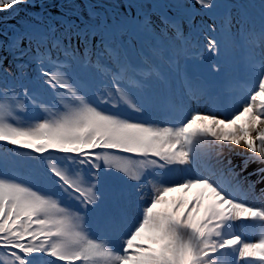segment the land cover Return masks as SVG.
<instances>
[{"label":"snow or ice","instance_id":"obj_1","mask_svg":"<svg viewBox=\"0 0 264 264\" xmlns=\"http://www.w3.org/2000/svg\"><path fill=\"white\" fill-rule=\"evenodd\" d=\"M194 3L220 21L198 34L213 74L239 53L246 79L215 112L171 105L158 122L146 84H167L187 55L188 5L126 0L85 18L75 3L0 0V13L36 12L0 33V142L40 162L24 178L0 154V264H264V0L258 32L216 0ZM144 38L142 64L129 50ZM233 145L247 150L239 163L223 155ZM101 173L129 194L106 196Z\"/></svg>","mask_w":264,"mask_h":264},{"label":"rangeland","instance_id":"obj_2","mask_svg":"<svg viewBox=\"0 0 264 264\" xmlns=\"http://www.w3.org/2000/svg\"><path fill=\"white\" fill-rule=\"evenodd\" d=\"M172 1H174V3H182V4L188 5L189 9L191 11V14L194 13V9L192 8V7H194V5L198 6V9H200V11H202L204 13V15L207 13L206 10H201L200 6L198 4L194 3V0H172ZM232 1L239 2L240 6L243 5L247 8V10L250 12V14L247 13V15H243L247 19L250 15V21L251 22H250V25H247V26L258 32L260 24H261V7H260V5L262 3V0H216V2L220 3L221 5H228V4L233 5L231 3ZM34 2H37L40 5H44L45 2H47L49 4L53 3V0H35ZM78 2H80L81 5L78 4ZM92 2L96 3L94 5L95 7H98V6L102 7L104 9V11L106 12V14L110 16L111 13H110L108 6H110L112 4L118 5V4H120L122 2H126V1L125 0H55V3L59 6H61V9H60L61 11H67V9L65 7H63L64 5L69 4V3H75L79 7V10L81 11V13L84 15L87 14L88 6H93ZM233 9H234L233 17H235L236 20L243 19L245 21L244 17L242 16V13L239 12L237 7L234 6ZM42 10L43 9H41V11ZM18 11H20V13L25 14L24 18L20 21L21 24H23L28 19V17L36 15V12L34 10H32L29 7L22 4V5L17 6L16 10L14 12L0 13V23H2V21H4L3 18L11 17ZM96 11L99 12L102 16L105 13V12L99 11V10H96ZM209 16H211L215 19H218L217 17H215L213 15L209 14ZM196 19H197V16H194V20L189 22L187 24V27L192 28L194 26ZM216 26L218 28L219 24L216 23ZM201 36L202 35H199V36L195 35L193 37H190L192 43L190 44L189 47H191V45L195 44L197 48H200L199 44H200V37ZM147 45H148V47L151 48L150 44H147ZM202 48H204V47H202ZM201 55H202L201 52H194L193 53L190 50H188L187 55L182 56L180 61H179L178 71H174L170 75L167 84H163V83L155 81V80H152L146 84V95H148L152 100V105H151L152 108H150L149 116L147 117L148 119L157 120L158 122L159 121H165L166 122V118L160 116L161 108L158 105L159 101H162V105L165 106V100L163 103V98L165 97V94H167V91H169V92L174 91L176 93L177 97H179L181 94V92H179V88H181L182 86L189 92L188 88L185 87V84H184L185 74H188V70L186 69V66H185L186 62H184L183 59L185 57H187V58L194 57V58H196V61L194 62V65H195L196 62L199 59H201ZM148 56H149V58L152 57V52L149 51ZM240 56L242 58V61H239L235 65V68L239 70V74L237 75V78L240 81L245 82V79L243 78V75L245 73L244 60H243V55L240 54ZM153 59H154V57H153ZM149 61H150V59H149ZM191 64H193L192 60H191ZM196 68H198V66H196ZM215 78L219 83H223V81H224L223 76L221 74L217 75ZM233 80H235V79H233ZM191 81L193 82L194 85H197V84L203 85L207 90H209L206 87L209 84V80L203 78L202 76L195 75L194 77H192ZM223 94H224V97L227 96V92L224 91ZM232 95H236V92H233ZM192 101L194 103V108H195L194 110H200V111L205 112V113L215 112L216 107H218L217 104L214 105V100L211 97H209L208 99L204 98V97L192 98ZM155 104H156V106H155ZM167 105H169V104L167 103ZM217 114L220 115L221 118L223 117L222 112L217 113ZM133 118L137 119V120L145 119V117H142V116L137 115V114H133ZM231 147L233 148V151L229 152L228 148H225L223 151V155L224 156H231L235 162L239 163L240 160L242 159V156H238V155H236V153L247 154V150L243 147H236L234 145ZM5 149H9V151H7ZM30 151L31 150L23 149V148H19L18 146H13V145L7 144L6 142H0V154H5V153L10 152L14 156L15 155H20V157L22 156V158H19V156H16V161H13L10 164L11 170L14 171V173L17 176L29 178L32 174H34L39 169V167H40L39 160L37 159V160L33 161L32 157H30L28 155V153ZM35 155L36 154L33 153V156H35ZM136 159H138V158H136ZM25 162H27V163H25ZM256 167H258L257 164L250 165L249 171L253 170ZM116 175H122V174L116 173ZM176 175L178 177L179 173H177ZM100 190L106 196L116 194V193H121V192L124 195L129 194V190L127 188V185H124L121 182L116 181L112 178L106 177L104 173L100 174ZM133 198H135L134 193H133ZM245 223H247V222H245ZM238 231H243V229H238ZM247 238L250 241L255 242V240H257L259 238V236H258V234H252V235H249Z\"/></svg>","mask_w":264,"mask_h":264},{"label":"trees","instance_id":"obj_3","mask_svg":"<svg viewBox=\"0 0 264 264\" xmlns=\"http://www.w3.org/2000/svg\"><path fill=\"white\" fill-rule=\"evenodd\" d=\"M78 4H80V2H78ZM95 4L96 3H93V5H95ZM113 5H116V4H112V5L108 6V8L110 10V13H111L110 16L106 14V12L104 11V9L102 7H95V9L99 10V11H103V12H105L104 15L111 17L113 15V11H114L113 7H112ZM238 6L241 7L242 10H245V8L243 6H240V5H238ZM170 14H173V15L177 14V10L176 9H172ZM208 14H210V13L208 12ZM24 15H25L24 13H20V11H18L11 17L3 18L4 21H2V23H0V33H2L4 36H7L10 30L19 28V26L21 25L20 21L24 18ZM192 16L193 17L194 16H198L197 20L195 21V26L194 27H192V28L189 27V28L186 29V25L189 22L188 21L184 22V29L186 30L187 35H189V36H192V37L195 36V31L200 28V25L212 24V21L209 20L207 18V16L202 14L199 10H194V13L192 14ZM73 18H75V17H73ZM85 18H86V16H85ZM0 38H2V37H0ZM200 40H201L202 44L204 45V38L202 36L200 37ZM145 42H151V41L148 40L147 38H144L142 43H137V46L132 47L129 50V55L132 57V59L135 60L136 62L142 63V64L143 63H149V61H148V48L149 47L147 48L145 46ZM191 49L193 51H197V50H199L201 48H198L196 50L195 47H192ZM205 65H206V63H203V64L199 63L198 64V68H199V70L201 72H203L204 74H206V76H208L209 73H210V70L205 69V67H204Z\"/></svg>","mask_w":264,"mask_h":264},{"label":"bare ground","instance_id":"obj_4","mask_svg":"<svg viewBox=\"0 0 264 264\" xmlns=\"http://www.w3.org/2000/svg\"><path fill=\"white\" fill-rule=\"evenodd\" d=\"M85 4V3H84ZM84 16H86V15H84Z\"/></svg>","mask_w":264,"mask_h":264}]
</instances>
